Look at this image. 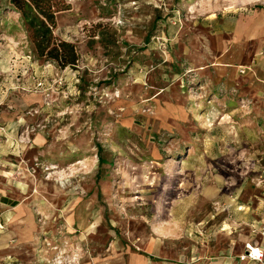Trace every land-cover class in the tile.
I'll use <instances>...</instances> for the list:
<instances>
[{
	"label": "rangeland",
	"instance_id": "374dc122",
	"mask_svg": "<svg viewBox=\"0 0 264 264\" xmlns=\"http://www.w3.org/2000/svg\"><path fill=\"white\" fill-rule=\"evenodd\" d=\"M59 2L75 67L0 23V264H238L254 223L225 208L261 202L264 103L215 69L207 0Z\"/></svg>",
	"mask_w": 264,
	"mask_h": 264
},
{
	"label": "crops",
	"instance_id": "0c3cea01",
	"mask_svg": "<svg viewBox=\"0 0 264 264\" xmlns=\"http://www.w3.org/2000/svg\"><path fill=\"white\" fill-rule=\"evenodd\" d=\"M202 11L206 23L209 24L210 31H212L211 34H213L210 36L215 38L214 41H212V47H216L215 50H220L222 52L220 62L216 64L218 66L215 69H218L217 72L220 74L229 71L232 76L233 84L239 92H241L243 88L249 90L248 94L246 93L241 97L242 100L244 98H249L263 105L264 0H208ZM216 25L217 27H215ZM251 43H256V48L251 59L248 61V66L244 67V60H247L245 57L246 50ZM221 44L222 48L218 47ZM235 56H237V58ZM239 73L249 78L247 84L241 86L237 83V76ZM259 111L261 113L260 115L264 117V110L262 109ZM258 200L261 202L256 207H253L252 211L250 205L238 201L225 208L227 211L232 210L233 213L240 214L239 217L249 214V219L246 217V220H248L246 222L247 224L249 223L248 228L254 223L251 226L252 232L241 237L238 242L236 240L232 241V245L228 248L230 254L228 256V259H230L229 261H236L238 264H264L242 258L246 252V243L253 242L260 247H264V234L261 232L264 228V192H261V196H258ZM238 220L239 219H236V221H228L224 226L231 227L232 229V227L237 224Z\"/></svg>",
	"mask_w": 264,
	"mask_h": 264
},
{
	"label": "trees",
	"instance_id": "16d2710c",
	"mask_svg": "<svg viewBox=\"0 0 264 264\" xmlns=\"http://www.w3.org/2000/svg\"><path fill=\"white\" fill-rule=\"evenodd\" d=\"M60 10L59 0H0V23L6 25L11 20L7 14L17 13L19 25L15 27L28 34L40 58L61 69L75 67L80 57L76 45L55 35Z\"/></svg>",
	"mask_w": 264,
	"mask_h": 264
},
{
	"label": "built area",
	"instance_id": "2783aa9c",
	"mask_svg": "<svg viewBox=\"0 0 264 264\" xmlns=\"http://www.w3.org/2000/svg\"><path fill=\"white\" fill-rule=\"evenodd\" d=\"M261 232L264 234V228ZM245 250L246 252L242 258H246L252 262L264 263V247H260L253 242H248L245 244Z\"/></svg>",
	"mask_w": 264,
	"mask_h": 264
},
{
	"label": "bare ground",
	"instance_id": "6f19581e",
	"mask_svg": "<svg viewBox=\"0 0 264 264\" xmlns=\"http://www.w3.org/2000/svg\"><path fill=\"white\" fill-rule=\"evenodd\" d=\"M208 1V0H207ZM240 45V44H239ZM240 47V46H239ZM262 47V46H261ZM263 49V48H262ZM234 50V49H233ZM236 51V50H235ZM240 51V50H239ZM228 54V53H227ZM233 54V53H232ZM235 54V53H234ZM239 54H240V52H239ZM242 54V53H241ZM236 58H237V56H235ZM224 58V57H223ZM233 59V58H232ZM240 61V60H239ZM228 62V61H227ZM238 62V61H237ZM231 64V63H230ZM237 64V63H236ZM215 66H217V65H215ZM223 66V65H222ZM226 67V66H225ZM258 68V67H257ZM231 69V68H230ZM263 69V68H262ZM217 71H218V69H217ZM220 71V70H219ZM237 71V70H236ZM226 72V71H225ZM263 72V71H262ZM223 74V73H222ZM262 74V73H261ZM250 77V76H249ZM252 77V76H251ZM260 78H261V76H260ZM252 80V79H251ZM254 81H255V79H254ZM134 263H135V261H134Z\"/></svg>",
	"mask_w": 264,
	"mask_h": 264
}]
</instances>
